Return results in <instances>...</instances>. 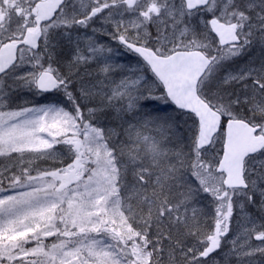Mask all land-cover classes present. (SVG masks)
<instances>
[{
  "label": "snow or ice",
  "instance_id": "snow-or-ice-1",
  "mask_svg": "<svg viewBox=\"0 0 264 264\" xmlns=\"http://www.w3.org/2000/svg\"><path fill=\"white\" fill-rule=\"evenodd\" d=\"M0 264H264V0H0Z\"/></svg>",
  "mask_w": 264,
  "mask_h": 264
}]
</instances>
